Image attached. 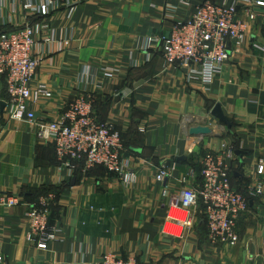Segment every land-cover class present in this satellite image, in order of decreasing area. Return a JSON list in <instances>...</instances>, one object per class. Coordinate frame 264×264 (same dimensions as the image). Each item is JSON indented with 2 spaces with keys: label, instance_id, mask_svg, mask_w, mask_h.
<instances>
[{
  "label": "crops",
  "instance_id": "1",
  "mask_svg": "<svg viewBox=\"0 0 264 264\" xmlns=\"http://www.w3.org/2000/svg\"><path fill=\"white\" fill-rule=\"evenodd\" d=\"M179 0H83L72 11L47 18L50 30L36 35L34 55L39 66L32 85L45 83L53 95L31 103L36 121L60 119L67 105L85 90L92 91L96 117L112 122L122 134L126 154L138 172V182L125 186L104 167L61 165L54 143L40 139L35 125L9 120L0 105V198L18 197L19 205L0 203V241L7 264H100L106 253L136 258L138 264H264V7L246 0H213L238 5L239 18L249 22L247 34L231 54L215 83L167 65L152 37L167 34L185 21L196 5ZM23 0H0V31L23 26ZM62 43V47L59 43ZM104 76L102 85L80 81L85 67ZM103 78V77H102ZM101 79V78H100ZM6 81L0 76V103ZM221 104L231 126L212 115ZM196 125H208L210 135H191ZM236 151L233 185L244 193L263 185L250 197L249 210L238 221L239 241L212 243L200 217L184 238L162 232L168 205L183 189L181 179L202 159L223 145ZM178 164L164 182L159 167ZM199 178V179H198ZM200 180V174L194 179ZM52 196L51 223L62 229L46 250L29 244L28 204Z\"/></svg>",
  "mask_w": 264,
  "mask_h": 264
},
{
  "label": "built area",
  "instance_id": "2",
  "mask_svg": "<svg viewBox=\"0 0 264 264\" xmlns=\"http://www.w3.org/2000/svg\"><path fill=\"white\" fill-rule=\"evenodd\" d=\"M249 2L247 17L254 20L256 13L251 7H264V0ZM83 0H23L21 9L25 17L23 26L0 33V76L6 80V110L9 120H25L35 125L37 136L54 143L56 156L71 170L75 161L84 160L87 167H104L125 185L138 182V172L126 154L123 137L116 125L100 121L94 111L92 91H83L69 103L58 120L36 121L31 103L52 97L53 92L45 83L32 85L39 66L34 55L36 35L50 30L47 18L59 10L72 11ZM191 5L193 0H179ZM236 2L227 5L213 0H204L196 5L192 14L178 22L165 35L155 34L153 39L160 44L167 65H175L187 71V79L200 76L206 86H211L222 74L224 66L247 34L249 22L239 18ZM62 47V43H59ZM259 46L264 51V46ZM104 76L89 66L83 68L80 81L90 86L102 85L115 73L113 69H102ZM236 152L230 145H223L219 152L204 156L201 163L200 180L195 168L181 179L183 189L166 211L162 232L174 238H184L199 219L202 203L209 240L214 244L239 241L238 221L250 207V197L263 192V185L239 191L232 182L233 163ZM178 164L162 165L156 176L164 182ZM257 173L264 174V160L260 161ZM199 179V178H198ZM52 196L41 195L28 204L26 217L29 221L27 240L38 249L46 250L62 236V229L50 221ZM21 200L13 195L2 194L0 203L7 207L19 205ZM0 264H7L3 243L0 241ZM100 264H138L136 258H124L119 254L106 253Z\"/></svg>",
  "mask_w": 264,
  "mask_h": 264
},
{
  "label": "water",
  "instance_id": "3",
  "mask_svg": "<svg viewBox=\"0 0 264 264\" xmlns=\"http://www.w3.org/2000/svg\"><path fill=\"white\" fill-rule=\"evenodd\" d=\"M0 105H1V111H4V109L6 108V102L1 101ZM212 115L214 117H216L217 119H219L221 121V123L227 125L228 127L231 126V121L225 115L221 104L217 103L215 105V107L212 110ZM189 132L191 135H196V136L210 135V134H212V129L208 125H196V126L191 127ZM236 152L238 155H241L240 151H236ZM195 169H196L197 173L201 175L200 167L197 166Z\"/></svg>",
  "mask_w": 264,
  "mask_h": 264
},
{
  "label": "trees",
  "instance_id": "4",
  "mask_svg": "<svg viewBox=\"0 0 264 264\" xmlns=\"http://www.w3.org/2000/svg\"><path fill=\"white\" fill-rule=\"evenodd\" d=\"M2 31H0V33H1ZM5 78V77H4ZM6 81V80H5ZM7 98V91H6V96H5V98L4 99H6ZM94 105V104H93ZM94 111H95V108H94ZM96 115V114H95ZM100 121H105V120H100ZM107 171V170H106ZM203 208V205H202V203H201V205H200V209H202ZM204 218V220H205V222H206V218L205 217H203ZM50 221H51V215H50Z\"/></svg>",
  "mask_w": 264,
  "mask_h": 264
},
{
  "label": "rangeland",
  "instance_id": "5",
  "mask_svg": "<svg viewBox=\"0 0 264 264\" xmlns=\"http://www.w3.org/2000/svg\"><path fill=\"white\" fill-rule=\"evenodd\" d=\"M201 210H202V212H201V214H200V217L202 218V217H205V213H204L203 208H202Z\"/></svg>",
  "mask_w": 264,
  "mask_h": 264
}]
</instances>
